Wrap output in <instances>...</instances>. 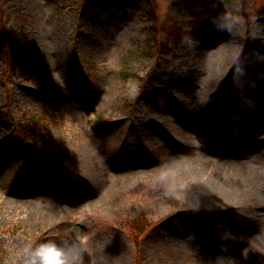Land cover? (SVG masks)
Returning <instances> with one entry per match:
<instances>
[{
    "label": "rangeland",
    "instance_id": "374dc122",
    "mask_svg": "<svg viewBox=\"0 0 264 264\" xmlns=\"http://www.w3.org/2000/svg\"><path fill=\"white\" fill-rule=\"evenodd\" d=\"M118 1L0 0V41L27 44L13 66L0 46V264L47 240L85 242L79 264H264V80L222 93L187 145L157 117L192 133L211 74L221 92L264 70V0Z\"/></svg>",
    "mask_w": 264,
    "mask_h": 264
},
{
    "label": "bare ground",
    "instance_id": "6f19581e",
    "mask_svg": "<svg viewBox=\"0 0 264 264\" xmlns=\"http://www.w3.org/2000/svg\"><path fill=\"white\" fill-rule=\"evenodd\" d=\"M227 62H229V61H227ZM260 74L264 75V70L262 68L260 70H258V72L254 73L252 75L253 76L252 79H249V76H251V75H247L244 77L238 76V77H236V79L235 78L232 79L231 82L227 86L223 87L221 92L219 91L220 92L219 93L216 91L214 92V90L225 79L226 73L224 74V73H222V69H220V70L218 69L216 72H214L213 74H211L208 77L204 86L201 87L202 89L195 92V94L192 97L193 98L192 102H191L192 104H190L189 108L191 111L194 112V115L196 116V119H197V121H196L197 122V128L195 129V131H193L192 133H189V132H185L184 131L185 129H183L181 127L175 126L171 123L169 125L168 121H165V115L157 113V117L163 119V122L159 123L160 126H161V124H164V126L162 125L164 130H163V128H162V130L159 129L160 136H163L165 140H168L170 143H173L174 145H182V146H183V144L187 145L189 143V137L190 136L199 138L200 135H202L201 133L203 132V125H205V123L209 117H212L213 112H216V110H215V109H217L216 103L219 104V103H222L223 101H225L226 98L224 99L223 96H221V94L226 91V93L229 96H233V95L238 94L237 92L246 91L249 88V85L252 84V82H255L258 79H259V81H257V82H262V80H264V78H262ZM211 86H214V88ZM237 109H238V107L231 108V110H233V111H236ZM246 120L247 119H245V115H241L238 118L234 119L235 122H233V123L237 128L236 129L237 133L244 130L243 124L246 122ZM231 123L232 122H230V123L228 122V125H226L224 127L220 126V133H222V136L226 139L231 134L236 135L235 132H232L231 134L227 133L229 131H232L231 129H229V127L231 126ZM156 129L158 130L157 127H156ZM238 140H241V138ZM222 141L228 142V140H222ZM237 146L238 147L235 149L224 147L223 149H220L219 151L223 152L224 154H233V153L237 154L240 152H247V151L252 149L251 146H248L247 144H245V142H243V139L239 142V144ZM206 162H207L206 160L204 162H202V160L196 161V162L195 161L184 162L185 167H181V166L176 165L175 170H180L179 172L185 171L187 173V171L193 170L192 167H190V164L192 165L193 163H195V165L198 166V168H196L195 170H199L202 166H205L204 164ZM203 169H204V167H202V170ZM243 173H245V171ZM215 184H216L215 181L210 182L208 184V186L209 187L214 186ZM246 185H247V183H242L241 181L238 182L237 189L234 190L235 191L234 193H231V195H233V197H231L229 195H223V194L221 196L218 195V197L216 199L217 202L209 203V205L211 207H212V205L215 206L216 204L226 205V204L230 203V202L229 203H227V202L229 200H231V198L234 201H231L230 204H233L238 200L241 201L243 199V196H242V193H240V192H242L246 189ZM232 187H235V185L232 184ZM248 197H250V196H248ZM225 198L228 200L227 202H226ZM205 204H207V203H205Z\"/></svg>",
    "mask_w": 264,
    "mask_h": 264
},
{
    "label": "clouds",
    "instance_id": "9594fccd",
    "mask_svg": "<svg viewBox=\"0 0 264 264\" xmlns=\"http://www.w3.org/2000/svg\"><path fill=\"white\" fill-rule=\"evenodd\" d=\"M83 241L70 244L47 240L36 246H27L23 264H79L86 251Z\"/></svg>",
    "mask_w": 264,
    "mask_h": 264
},
{
    "label": "trees",
    "instance_id": "16d2710c",
    "mask_svg": "<svg viewBox=\"0 0 264 264\" xmlns=\"http://www.w3.org/2000/svg\"><path fill=\"white\" fill-rule=\"evenodd\" d=\"M125 0H119V3H123ZM149 18H156V13L155 11L153 12H149ZM3 31V39L2 41H0V46L2 47L3 51L5 52V57L8 61V63L11 61V65H16L19 64V58H21L22 56V52L24 50V47L27 45L25 44L21 38L19 37V32L14 29V28H7V27H3L2 29ZM150 31L153 34H156V29L151 28ZM165 43H163L160 48H159V53L163 52H167V49L169 48V44L168 47L166 45H164ZM166 46L164 48V46ZM163 46V47H162ZM10 55V57H9Z\"/></svg>",
    "mask_w": 264,
    "mask_h": 264
}]
</instances>
